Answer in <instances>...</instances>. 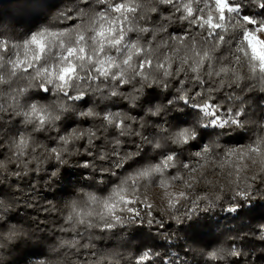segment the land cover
Segmentation results:
<instances>
[{"label":"clouds","instance_id":"1","mask_svg":"<svg viewBox=\"0 0 264 264\" xmlns=\"http://www.w3.org/2000/svg\"><path fill=\"white\" fill-rule=\"evenodd\" d=\"M0 264H264V0H0Z\"/></svg>","mask_w":264,"mask_h":264}]
</instances>
